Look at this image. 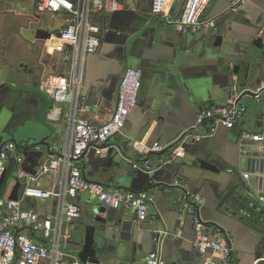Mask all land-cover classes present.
Wrapping results in <instances>:
<instances>
[{"label": "crops", "instance_id": "1", "mask_svg": "<svg viewBox=\"0 0 264 264\" xmlns=\"http://www.w3.org/2000/svg\"><path fill=\"white\" fill-rule=\"evenodd\" d=\"M185 2L170 0L168 12L178 16ZM152 3L124 0L121 12L94 17L102 31V48L86 58L82 90L86 101L80 112L95 125L107 123L117 107L126 70L142 71L138 106L123 135L111 138L101 156L91 149L83 173L88 181L106 187L147 192L153 199L149 220L138 222L134 210L114 211L109 220V208L99 206L90 194H80L75 201L80 216L65 225L66 249L82 264H147L156 251V229H165L170 233L162 249L165 264H218L193 247L192 219L183 210L182 190L174 185L179 180L203 198L202 218L205 223H217L209 226L212 235L230 241L233 264H264V201L255 204L236 197L230 209L226 205L215 212L218 201L211 188L212 182L221 181V191L226 193L238 183L242 135H262L264 97L260 104L245 97L241 103L248 112L232 129L219 127L214 136L201 141L196 135L204 134L213 122L193 131L203 109L230 104L233 83L238 80L236 67L243 73L251 66L256 73L243 92L255 90L264 80V48L253 45L259 32L264 35V0H249L236 12L229 10L230 0H212L203 19H215L217 27L195 36L182 35L153 15ZM45 17L51 19L46 24L53 30L44 24ZM65 19L64 14H40L35 0H0V149L16 143L22 158L0 164V215H6L8 201L41 214L52 212L47 202L24 197L19 173L34 174L46 161L49 151L39 146L42 141L51 151L64 142L66 119H50L54 104L41 84L50 75L67 76L73 69L75 52L58 36ZM39 30L51 32L52 37L38 39ZM184 135H188L185 143L198 144L175 161H169L168 152L153 155L149 167L132 144L175 145ZM197 155L214 162L220 171L202 169L195 161ZM52 183V177H45L38 186L50 190Z\"/></svg>", "mask_w": 264, "mask_h": 264}, {"label": "built area", "instance_id": "2", "mask_svg": "<svg viewBox=\"0 0 264 264\" xmlns=\"http://www.w3.org/2000/svg\"><path fill=\"white\" fill-rule=\"evenodd\" d=\"M40 14L66 16V25L59 33V40L73 48L75 60L69 75H50L44 79L41 89L51 96L54 107L49 117L52 121L66 119L65 138L62 146L51 151L46 161L39 165L34 174L20 171L24 185V197L36 202H47L52 212L41 214L33 209H24L22 203L8 201L6 215H0V264H82L66 249L65 225L80 216L81 209L76 204L80 194H90L99 206L119 210H134L138 222L144 223L150 217L152 197L147 192H134L117 187H106L88 181L83 169L87 166V154L92 149L97 156L103 155L111 138L123 135L128 120L138 106L142 87L141 70L127 69L118 89V104L110 121L95 125L81 117L85 98L82 94L85 61L96 55L102 48V31L95 23L98 14L112 15L123 10L124 0H35ZM170 0H153L152 13L168 22L179 33L195 36L202 31L217 27L215 19H203V14L212 0H186L181 14L173 17L167 10ZM229 10L238 11L249 0H230ZM254 101L262 103L264 80L252 91ZM241 94L233 97L224 107H206L197 116L193 131L203 130L206 122L213 124L202 135L201 141L214 136L219 127L232 129L244 119L248 107L238 102ZM244 141L261 142L262 135L243 133ZM186 138L177 145H147L133 141V148L144 157V166L149 167L153 155L168 150L169 161H175L185 153ZM22 147V146H21ZM16 143H7L0 149V164L14 159L21 162ZM136 169L141 167L135 164ZM0 168V186L2 181ZM45 177H52L50 190L41 189L38 184ZM246 179L249 176L245 177ZM174 185L182 190L183 210L192 219L195 240L193 247L201 254L210 255L218 264H233V249L219 235L207 232V225L201 218L204 200L200 195L188 190L177 180ZM218 234V233H217ZM170 233L162 229L156 238V251L150 255L147 264H165L162 249ZM177 239L178 235L175 236ZM218 239V240H216ZM209 264L213 262L209 261Z\"/></svg>", "mask_w": 264, "mask_h": 264}, {"label": "water", "instance_id": "3", "mask_svg": "<svg viewBox=\"0 0 264 264\" xmlns=\"http://www.w3.org/2000/svg\"><path fill=\"white\" fill-rule=\"evenodd\" d=\"M51 37H52V33L49 31L39 30L37 32L38 39L45 40V39H50ZM253 45L259 49H263L264 48V35H261L259 32L258 36L255 37ZM233 72L235 76L238 77V80L237 82L233 83V89L231 91L232 92L231 96H236L239 92H241L242 90L246 89L249 86L251 80H254L256 73L254 70H252L251 66H249L248 69H246V72L242 73L240 71V67H236ZM254 96L255 95L251 90H247L244 92L242 91L238 102H241L245 97L254 98ZM259 128H260V131L263 137V140L260 143L253 142V141H244V140L240 143V146H239L240 148V153H239L240 173H238L237 175L238 183L235 182V184L231 186L226 193H223L221 191V185H223V182L221 181H219V183L212 182L211 188L213 190L216 200L218 201V205L215 209V212L220 211V209L226 205L228 206L227 208L230 209L233 206V203H235L236 197L248 203L252 202L256 204L258 201L260 202L264 201V106L261 111ZM187 136L188 135H184V137H182L178 141V143L182 142ZM178 143H176V145ZM196 144H198V142L196 141H194L192 145L185 143L184 144L185 151L187 152L189 148L195 147ZM39 146L47 147L49 154H51V147L48 143H46V141H42L39 144ZM172 147L173 146H171L170 148ZM118 148H119V151L123 153L124 149H122L121 147H118ZM170 148L166 149L161 154L163 155L166 154ZM195 161L204 170L212 171L214 173H217L220 171L214 162H211L206 159H202L199 157V155L195 157ZM241 174L249 175V178L248 179L241 178ZM84 177L86 178L85 174H84ZM114 211L115 210L113 209H109V220H111V216L113 215ZM200 214H201V211H200ZM201 218H202V214H201ZM202 220L204 221L203 218ZM206 225H207V232L211 234L209 230V226H215V225L217 226V223L216 222L206 223ZM159 231L160 229H156L155 231L156 238L158 236ZM217 232L223 233L220 230H217L216 233ZM227 243L231 246V243L228 239H227ZM202 255H205V254H202Z\"/></svg>", "mask_w": 264, "mask_h": 264}, {"label": "rangeland", "instance_id": "4", "mask_svg": "<svg viewBox=\"0 0 264 264\" xmlns=\"http://www.w3.org/2000/svg\"><path fill=\"white\" fill-rule=\"evenodd\" d=\"M21 1H22V0H21ZM47 19H49V23L51 22V21H50V20H51L50 18H48V17L46 18V17H45V18L43 19L44 24H46V22H48ZM46 25H48V26L52 29V26H51L50 24H46ZM52 30H53V29H52Z\"/></svg>", "mask_w": 264, "mask_h": 264}, {"label": "flooded vegetation", "instance_id": "5", "mask_svg": "<svg viewBox=\"0 0 264 264\" xmlns=\"http://www.w3.org/2000/svg\"><path fill=\"white\" fill-rule=\"evenodd\" d=\"M17 0H14V2H16ZM21 1V0H20Z\"/></svg>", "mask_w": 264, "mask_h": 264}]
</instances>
